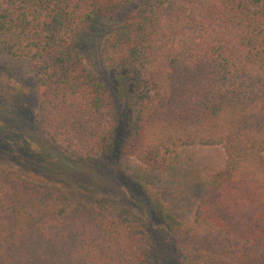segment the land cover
Masks as SVG:
<instances>
[{
  "label": "trees",
  "instance_id": "16d2710c",
  "mask_svg": "<svg viewBox=\"0 0 264 264\" xmlns=\"http://www.w3.org/2000/svg\"><path fill=\"white\" fill-rule=\"evenodd\" d=\"M128 2L0 0V58L34 76L32 126L72 160L146 171L220 146L186 223L145 191L151 212L177 264H264V0H140L100 43L114 100L77 51ZM9 82L1 109L18 113L26 94ZM154 250L137 222L0 168V264H168Z\"/></svg>",
  "mask_w": 264,
  "mask_h": 264
},
{
  "label": "rangeland",
  "instance_id": "374dc122",
  "mask_svg": "<svg viewBox=\"0 0 264 264\" xmlns=\"http://www.w3.org/2000/svg\"><path fill=\"white\" fill-rule=\"evenodd\" d=\"M139 2L129 0L111 16L93 25L85 35L84 45L78 47V54L114 100L107 71L100 59V43ZM0 74L3 79L0 88L6 87L9 81L19 82L26 94L18 113L8 107L1 109L0 101V126H5L12 136L9 141L0 138V168L56 185L70 198L93 204L112 218L137 222L154 243L155 263L165 258L168 264H177L178 259L160 230V221L151 212L145 191L154 193L163 206L186 223L202 196L205 178L223 163L222 148L218 145L179 148L176 162L165 172L143 170L131 158H112L94 164L72 160L32 126L38 94L29 68L16 60L0 58Z\"/></svg>",
  "mask_w": 264,
  "mask_h": 264
}]
</instances>
